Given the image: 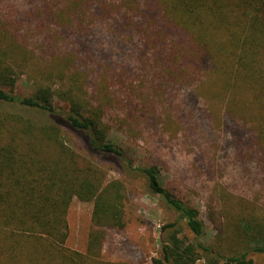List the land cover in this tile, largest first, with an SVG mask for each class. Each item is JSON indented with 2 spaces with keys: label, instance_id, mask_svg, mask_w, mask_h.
Returning a JSON list of instances; mask_svg holds the SVG:
<instances>
[{
  "label": "trees",
  "instance_id": "1",
  "mask_svg": "<svg viewBox=\"0 0 264 264\" xmlns=\"http://www.w3.org/2000/svg\"><path fill=\"white\" fill-rule=\"evenodd\" d=\"M14 1L17 14L26 8L23 17L48 30L45 42L49 32H54L49 31L51 27L63 28L68 35L75 28V46L64 48L84 59L75 57L72 62L77 75L86 73L82 68L88 63L98 74L103 72V77L105 72L110 74V65L104 63L112 62L115 48L124 51L132 42L139 53L144 50V55H151L148 62L156 64L170 83H184L200 73L206 76L209 66L220 73L230 91L253 95L243 103L246 112L238 114L241 110L233 107L227 118L236 128V144L244 149L246 179L254 181L253 174L258 173L264 185V0H20L25 5L0 0L4 5L0 8V36L8 34L13 39H17L14 23L24 20L8 13ZM51 19L69 21L53 25ZM90 28H101V34L108 36L107 48L84 39L91 35ZM10 41L6 48L0 46L3 264H97L105 229L125 227L124 182L107 180L100 165L107 166V162L126 177L143 181L151 195L161 198L179 216L162 229V256L156 264H256L252 255L264 256V215L234 216L232 238L228 244L224 240L226 247L207 244L199 211L164 187L156 166L134 165L109 140L106 109L84 97L75 83L62 92L39 86L29 97L17 95L18 72L10 57L15 46ZM139 62H144L140 55ZM113 67L116 71L117 66ZM113 74L118 77L119 73ZM170 83L165 87L170 88ZM56 97L69 110L57 109ZM140 115L146 117L143 112ZM64 132L83 141L86 155L66 144ZM75 198L93 203L94 228L86 254L67 247L69 210ZM213 214L221 220L214 209ZM182 221L192 238L183 234Z\"/></svg>",
  "mask_w": 264,
  "mask_h": 264
},
{
  "label": "rangeland",
  "instance_id": "2",
  "mask_svg": "<svg viewBox=\"0 0 264 264\" xmlns=\"http://www.w3.org/2000/svg\"><path fill=\"white\" fill-rule=\"evenodd\" d=\"M16 3H11L8 10L13 16L17 14L13 9ZM3 6L0 4V8ZM26 11L25 8L17 14L24 20L14 23L17 39L8 34L0 36L2 48L12 44L10 40L15 46L10 57L18 72L17 95L29 97L39 86L62 92L75 83L84 97L106 109L109 140L121 147L134 165L156 166L164 187L199 211L206 225L204 241L207 244L226 247L224 240L228 244L232 238L234 216L240 213L264 215L263 182L258 173L253 174L256 180L246 179L244 149L236 144V128L227 118V111L233 107L241 110L238 114L246 112L243 103L247 98L252 100L253 95L230 91L232 88L226 87L220 73L212 72L209 66L206 76L200 73L184 83H170L156 64L148 62L151 55H144V50L140 54L132 42L124 51L115 48L117 54L113 55L112 62L104 63L110 65V69L107 68L110 74L105 72L103 77V72L98 74L88 63L82 68L86 73L77 75L72 62L75 57L80 61L84 59L64 48L75 46V28L68 35L63 28L51 27L49 31L54 32H49L48 44L43 41L48 30L37 28L33 24L35 20L30 22L24 18ZM68 21L51 19L53 25H64ZM90 30L91 35L84 39L100 49L107 48L108 36L101 34V28ZM139 55L144 62H139ZM113 64L117 66L116 71ZM115 72L119 73L118 77ZM165 83H170V88H166ZM54 105L57 109L69 110L59 97L55 98ZM64 135L68 146L86 155L80 138L69 132ZM100 165L109 182H124L125 227L105 229L97 264H156L155 260L162 256V229L178 221L179 216L161 198L151 195L136 176L126 177L109 162L107 166ZM250 166L254 170V166ZM213 209L221 220L215 217ZM92 210V202L73 200L67 242L71 251L86 254L88 237L94 228ZM179 225L183 234L192 238L185 223L182 221ZM252 258L256 264H264V256L254 254ZM2 259L0 254V264H3Z\"/></svg>",
  "mask_w": 264,
  "mask_h": 264
}]
</instances>
